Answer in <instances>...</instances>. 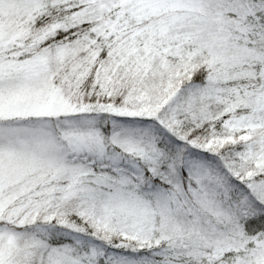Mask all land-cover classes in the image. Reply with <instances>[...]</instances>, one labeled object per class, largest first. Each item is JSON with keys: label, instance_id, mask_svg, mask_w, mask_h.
Instances as JSON below:
<instances>
[{"label": "snow or ice", "instance_id": "obj_1", "mask_svg": "<svg viewBox=\"0 0 264 264\" xmlns=\"http://www.w3.org/2000/svg\"><path fill=\"white\" fill-rule=\"evenodd\" d=\"M0 264H264V0H0Z\"/></svg>", "mask_w": 264, "mask_h": 264}]
</instances>
